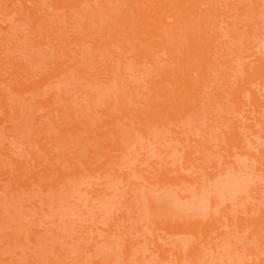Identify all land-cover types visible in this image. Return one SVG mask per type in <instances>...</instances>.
Listing matches in <instances>:
<instances>
[{
	"label": "rangeland",
	"instance_id": "rangeland-1",
	"mask_svg": "<svg viewBox=\"0 0 264 264\" xmlns=\"http://www.w3.org/2000/svg\"><path fill=\"white\" fill-rule=\"evenodd\" d=\"M233 2L235 7L241 3ZM252 5L245 15L233 10L231 17L217 21L220 41L228 49L227 63L211 72L213 82H204L198 92L186 91L168 101V107L163 102L145 106L137 98L113 102L144 76L141 65L123 66L119 58L112 79L107 72L97 79L103 84L69 71L59 76L60 82L41 87L44 97L55 96L47 107L18 95H10L8 110L0 104L2 169L13 172L17 155L28 175L42 167L48 171H39L28 187L12 184L11 175H0V264H178L179 251L181 264H226L236 245L259 251L264 242V67L247 72L241 66L250 42L249 52L257 53L264 66V8L254 11ZM18 17L0 0V39L10 32L12 55L35 74L45 75L55 59L52 41L39 44L43 36ZM250 24L252 33L247 31ZM78 55L74 60L82 65L88 54ZM9 70L0 72V78ZM224 72L231 79L238 76L260 102L243 96L238 108L232 95L218 97L225 89ZM184 100L190 101L187 106L200 105L187 114ZM65 105L73 112L62 110ZM122 106L134 110H122L128 115L116 119L113 113H122ZM138 108L142 115L133 117ZM81 119L90 121L94 131L67 129ZM233 121L238 136L231 130ZM116 141L117 149L107 146ZM245 172L250 182L244 190L233 194L226 188L224 195L214 191L219 182H232ZM192 200L203 209L201 217L186 214ZM189 216L201 220L198 232L181 234L169 227ZM125 241L134 243L128 251ZM158 245L172 248L167 258L158 253ZM193 245L197 251L190 253Z\"/></svg>",
	"mask_w": 264,
	"mask_h": 264
},
{
	"label": "bare ground",
	"instance_id": "bare-ground-1",
	"mask_svg": "<svg viewBox=\"0 0 264 264\" xmlns=\"http://www.w3.org/2000/svg\"><path fill=\"white\" fill-rule=\"evenodd\" d=\"M3 1L4 6L10 12L19 14V20L27 19L32 29H36L38 35L43 36L45 40L37 41L39 44L47 43V39L52 41L51 44L56 53L55 59L50 63L52 67L45 75L40 76L35 74L21 58L12 55V48L9 45L12 38L10 32L5 33L4 40L0 39V72L7 71L9 66L10 70L7 76L0 78V84H3L10 94L3 92L0 87V104L6 110L13 102V97L10 95H18L24 101L31 100L32 103L37 104L36 106L51 105L55 102V96L52 94L49 97H44L45 93L43 94L40 88L60 82L59 76L62 73L74 71L90 83H93L95 79H103L104 72H107L112 79L116 68V58L121 60L123 66L130 63L141 65L144 76L139 85L134 86L129 93L114 98L113 102L126 103L137 98L145 106L160 105L163 102L162 105L168 107L171 105L168 101L180 99L186 91L193 89L198 92L204 82L212 83L211 72H219L217 70L219 66L227 63L224 60L228 49L225 48L227 43L223 44L220 41L217 21L224 15L231 17L233 10H237L240 15H245L251 7V3L254 11L260 7L264 8L262 2L257 0H240V5L236 7L233 1L238 2V0ZM222 7H228L230 11L225 14L221 11ZM247 31L248 33L253 32L251 24L248 25ZM251 44L252 42L248 45V53L242 57L241 66L243 71L255 70L259 72L264 66L257 53L249 52V49L253 47ZM216 49L219 50L215 51ZM82 51L86 52L88 56H85V62L80 65L74 58L79 56L78 54ZM71 52L77 56H72ZM61 53L66 57L65 59L60 60ZM31 60L34 63L37 62V58L34 56ZM224 75L225 89L217 94L218 97H224L225 94L232 95L238 108L243 96L250 95L252 102H260L257 94L251 88L246 87L245 83L242 84L244 87L241 86L242 82L238 76V78L231 79L229 78L232 76L231 73L224 72ZM97 81L100 84L106 82L104 80ZM189 102L184 100L182 104L187 114L200 105V102L197 101L195 104L187 106ZM111 104L114 105V103ZM61 109L73 112L68 105L62 106ZM118 109L122 113H113L116 119L128 115L126 111L132 113L134 110L127 106L118 107ZM100 112L108 113L105 109ZM141 115V108L135 109L133 117ZM230 127L233 133L238 136V124L233 121L230 123ZM67 129L70 131L77 129L94 131L91 122L86 119H81L80 123L69 126ZM140 133L143 136L146 135L144 129H140ZM107 146L117 149L120 144L118 141L108 142ZM119 150L124 152L123 147ZM192 153L194 151L190 150L187 155L191 156ZM1 162L0 158V175L5 178L11 175L12 184L18 182L21 183L20 186L28 187L31 185V180L37 181L39 171L43 172V175H48L45 167L28 175L24 170L23 160L17 155L13 158L15 164L13 172L2 169ZM23 176H25L24 179ZM248 177L249 173L245 172L232 182L223 180L219 182L214 191L218 190L219 194L224 195L227 188L235 194L237 191L244 190L248 185L250 182ZM199 200L204 202L203 198H199ZM209 202L211 204L216 202L214 195L209 196ZM87 206H89V210L94 208L91 202H87ZM151 207L152 210L156 209L153 204ZM188 208L191 212L186 214L202 216L201 210L203 209L195 200L188 201ZM192 217L175 220V223L170 224L169 227L181 234L198 232L201 220ZM209 222L207 221V223ZM35 232L39 235L42 231ZM31 239L35 241L34 237ZM133 244L131 241H125L126 250L128 251ZM157 248L158 253L165 258L168 257L167 254L172 249L170 247L162 248L161 245H158ZM57 251L58 247H54V252ZM194 251H197L195 245L191 247L190 253ZM255 256L257 259L254 258ZM176 258L178 264H181L183 257L180 251L177 252ZM252 258L254 259L251 260ZM191 261L194 262V260ZM27 264L33 263L29 261ZM226 264H264V242L261 243L259 251L249 245L234 246Z\"/></svg>",
	"mask_w": 264,
	"mask_h": 264
},
{
	"label": "snow or ice",
	"instance_id": "snow-or-ice-1",
	"mask_svg": "<svg viewBox=\"0 0 264 264\" xmlns=\"http://www.w3.org/2000/svg\"><path fill=\"white\" fill-rule=\"evenodd\" d=\"M262 5H264V0H262ZM207 210V209H206Z\"/></svg>",
	"mask_w": 264,
	"mask_h": 264
}]
</instances>
